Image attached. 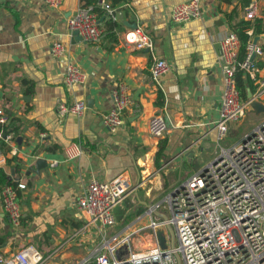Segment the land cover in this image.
I'll list each match as a JSON object with an SVG mask.
<instances>
[{"label":"crops","instance_id":"1","mask_svg":"<svg viewBox=\"0 0 264 264\" xmlns=\"http://www.w3.org/2000/svg\"><path fill=\"white\" fill-rule=\"evenodd\" d=\"M181 1L186 0H104L117 11L110 15L96 7L103 36L99 42L86 43L75 38L67 24L86 0H64L57 9L42 0H0V109L19 126L17 135L9 132L0 167L10 180L25 185L18 189L19 227L12 226L0 202V258L31 244L43 255L53 252L45 264H84L101 251L104 240L146 226L147 206L189 176L172 182L169 166L180 174L216 132L223 87L219 40L230 30L228 14L234 21L244 18V0H200L199 18L174 23L169 11ZM258 4L262 32L253 39L258 37L262 54L254 55V61L260 63L262 76L264 0ZM136 26L151 36V52L124 44L123 32ZM58 41L65 49L54 56L51 46ZM154 57L170 66L158 84L149 72ZM68 64L84 71L83 83L65 85ZM119 83L127 86L131 102L122 114V125L110 133L102 115L111 108L110 94ZM76 101L85 102L84 113L59 117V103ZM156 113L169 120L168 131L160 137L148 131L149 118ZM248 115L254 122L264 119L249 110L240 124ZM74 141L83 153L66 160L64 148ZM37 159L46 161L38 172ZM54 160L57 163L51 166ZM123 172L135 190L127 197L121 217L101 232L87 229L57 251V245L82 225L75 201L89 181H110ZM2 187L0 183V191ZM145 230L131 238L136 250L154 240ZM163 230L166 241L173 242L168 228Z\"/></svg>","mask_w":264,"mask_h":264},{"label":"built area","instance_id":"2","mask_svg":"<svg viewBox=\"0 0 264 264\" xmlns=\"http://www.w3.org/2000/svg\"><path fill=\"white\" fill-rule=\"evenodd\" d=\"M52 9L59 8L64 0H42ZM114 15V6L104 0L96 4H81L68 18L70 30L78 31L86 43L99 42L103 30L96 7ZM259 9L258 0H249L243 7V17L252 20ZM201 15L200 0H186L174 4L169 18L174 23H184ZM249 35L251 34L248 31ZM126 46L133 49L153 50L151 36L140 26L126 29L123 34ZM240 40L237 34L229 30L219 40L218 63L222 72V92L219 116L214 128L219 142L226 134L230 122H240L250 110V100L241 98L237 88L235 73L243 70L255 84L252 100L264 104V75L259 76V67L254 55L262 54L261 48L250 38L246 43V56L240 61L238 52ZM61 42H53L51 53L54 56L64 52ZM253 57L251 58V55ZM165 59L154 57L150 66V77L156 84L169 71ZM86 74L76 65L66 66L63 81L66 86L85 81ZM111 108L102 115V123L108 132L114 133L122 125V114L131 102L127 86L119 83L111 91ZM87 106L84 101L58 104V115L80 116ZM10 116L0 109V124H8ZM150 135L160 137L168 131L163 114L156 113L149 118ZM11 134L0 130V140L7 142ZM79 142H70L64 148L66 160L82 155ZM5 157L0 150V165ZM54 160L51 166L56 165ZM25 185L17 183L1 188V206L13 227L20 225L22 212L17 198V188ZM135 190L123 172L110 181L91 179L84 193L75 201L82 225L67 236L56 250L72 244L87 229L100 232L113 226V209L125 197ZM149 222L146 226L129 234L113 235L100 244V250L94 256L96 264H264V119L244 134L230 147L219 146V151L203 168L189 174L187 178L173 185L159 200L146 208ZM171 227L175 241L168 243L165 235V247L161 248L156 231ZM146 229V230H145ZM149 231L152 244L142 250H136L131 243L134 235ZM125 252L119 253L125 247ZM55 250V251H56ZM98 250V249H97ZM53 252L43 255L33 245H25L6 258H0V264H45Z\"/></svg>","mask_w":264,"mask_h":264},{"label":"trees","instance_id":"3","mask_svg":"<svg viewBox=\"0 0 264 264\" xmlns=\"http://www.w3.org/2000/svg\"><path fill=\"white\" fill-rule=\"evenodd\" d=\"M98 0H86V3L84 4H96ZM114 2H119L121 0H113ZM249 2V0H244L243 1V7ZM228 24L230 27V30L235 32L237 36L239 37L240 40V48L238 52V59L242 61L245 56H246V43L250 38H253L255 34L261 33L262 32V21L261 19L255 17L252 20H246L244 18H241L239 20L234 21L233 20V14L230 13L227 16ZM252 30L251 34L249 35L248 31ZM257 65H260L258 63ZM244 72L243 70H239L235 73L236 77V82H237V88L239 90L241 98H246V88H250L251 91H254L255 85L252 82V79L248 76L245 75L244 77ZM0 130L4 132V134H8L9 132H12L14 135H17L19 131V126L16 124V121L14 119H11L8 124H0ZM0 150L1 151H7L8 146L5 143V141L0 140ZM163 149L161 148L160 151L158 152L157 156H160L162 153ZM0 183L4 186L7 184H12L15 188L17 187V184L10 180L5 173V171L0 167ZM18 189L17 188V198H18ZM22 219V218H21ZM21 222V220H20ZM1 241V239H0ZM84 264H96L94 262V259H89L87 260Z\"/></svg>","mask_w":264,"mask_h":264},{"label":"rangeland","instance_id":"4","mask_svg":"<svg viewBox=\"0 0 264 264\" xmlns=\"http://www.w3.org/2000/svg\"><path fill=\"white\" fill-rule=\"evenodd\" d=\"M246 116V115H245ZM260 121L254 122L251 119V115H248L246 120L241 124L240 122H230L227 125V131L225 136L217 142V132L213 133L209 142L204 143L201 150L197 151V155L191 158L189 163H185L182 166L181 173L175 171L172 165L169 166L170 180L176 181L178 178L184 179L189 173L198 171L206 166L219 151V146L230 147L237 143L240 138L253 129ZM189 171V172H188ZM129 196V195H128ZM127 196V197H128ZM127 197H125L120 203H118L113 209L114 218L121 217L126 207ZM124 209V210H123Z\"/></svg>","mask_w":264,"mask_h":264},{"label":"water","instance_id":"5","mask_svg":"<svg viewBox=\"0 0 264 264\" xmlns=\"http://www.w3.org/2000/svg\"><path fill=\"white\" fill-rule=\"evenodd\" d=\"M72 34L75 36V38L81 39V36L78 34V31L73 30ZM257 39H258V37H255L253 39V42L256 43ZM252 57H253V54L251 55V58ZM246 98L248 100H250V110L252 112H254L255 114H263L264 115V104L260 101L252 100V91L249 88L247 89ZM166 121H167V124L169 125V120H166ZM45 164H46V161L44 159H37L36 163H35L37 172ZM167 228H168V231L170 232V234L172 235L173 242H174V232H173L171 227H167ZM163 234H164L163 229H159L156 231V237H157L158 243L161 246V248L165 247V235H163Z\"/></svg>","mask_w":264,"mask_h":264}]
</instances>
